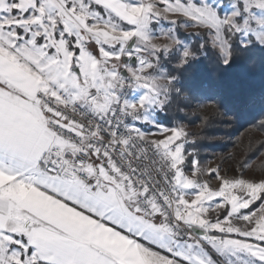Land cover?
Segmentation results:
<instances>
[{
    "label": "snow or ice",
    "instance_id": "6c2138e0",
    "mask_svg": "<svg viewBox=\"0 0 264 264\" xmlns=\"http://www.w3.org/2000/svg\"><path fill=\"white\" fill-rule=\"evenodd\" d=\"M257 54L264 0H0V264H264V143L225 171L162 122Z\"/></svg>",
    "mask_w": 264,
    "mask_h": 264
},
{
    "label": "trees",
    "instance_id": "16d2710c",
    "mask_svg": "<svg viewBox=\"0 0 264 264\" xmlns=\"http://www.w3.org/2000/svg\"><path fill=\"white\" fill-rule=\"evenodd\" d=\"M198 71L202 75L211 76L224 91L226 101L229 102L222 103L219 110L211 103L207 107L192 108L184 113L173 110L167 114L168 118H162V122L174 123L177 119L183 118L184 122L189 125L190 131L201 137V157L207 158V160L229 152L232 148H236L233 155L239 160L254 155L259 150V145L264 143V133L248 127L258 118V113L253 111L243 116H237L235 106L230 101L231 94L240 84L255 89L264 87V60L261 59L260 54H257L255 62L251 65L245 67L237 64L231 70L223 72L221 76L213 61L207 60L204 65L199 67ZM225 112L233 117L225 115ZM195 126H198V131H194ZM241 131H243V136L239 135ZM247 135L249 137L246 138ZM240 141H242V145H240ZM250 141L252 143L251 153L247 152L245 148V145ZM232 161L234 164L235 161L233 159ZM253 167L255 168V165Z\"/></svg>",
    "mask_w": 264,
    "mask_h": 264
},
{
    "label": "rangeland",
    "instance_id": "374dc122",
    "mask_svg": "<svg viewBox=\"0 0 264 264\" xmlns=\"http://www.w3.org/2000/svg\"><path fill=\"white\" fill-rule=\"evenodd\" d=\"M193 129H194V131L199 130L198 126H195ZM242 132L243 131H241L239 135L243 136L244 134ZM247 137H249V135H247L246 138ZM240 145H242V141H240ZM235 151H236V148H232L231 151H229V152H226L222 155H217V156H214V157L208 159L209 165L211 167H215L217 164H220L225 171L231 169L232 165H233V161H232L231 157L235 153Z\"/></svg>",
    "mask_w": 264,
    "mask_h": 264
}]
</instances>
